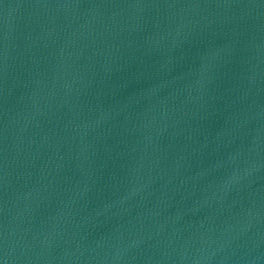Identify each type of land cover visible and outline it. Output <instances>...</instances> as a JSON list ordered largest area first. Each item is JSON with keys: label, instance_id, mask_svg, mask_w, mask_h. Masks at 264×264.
I'll return each mask as SVG.
<instances>
[{"label": "water", "instance_id": "water-1", "mask_svg": "<svg viewBox=\"0 0 264 264\" xmlns=\"http://www.w3.org/2000/svg\"><path fill=\"white\" fill-rule=\"evenodd\" d=\"M0 264H264V0H0Z\"/></svg>", "mask_w": 264, "mask_h": 264}]
</instances>
